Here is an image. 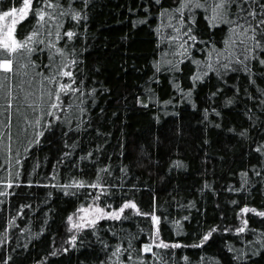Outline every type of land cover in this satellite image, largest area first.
<instances>
[{"label":"trees","instance_id":"trees-1","mask_svg":"<svg viewBox=\"0 0 264 264\" xmlns=\"http://www.w3.org/2000/svg\"><path fill=\"white\" fill-rule=\"evenodd\" d=\"M22 3L0 0V10ZM161 3L175 6V0ZM74 6L81 9L82 0ZM44 11L40 24L31 14L17 23V39L33 31L44 39L47 28L51 43L64 47L55 33L75 31L67 47L87 95L61 96L74 107H65L60 127L49 131L43 122L51 118L40 115L53 87L45 77L66 58L56 54V68H46L48 49L12 54L0 46V59L14 60L13 72L0 70V252L13 258L9 264H264V217L258 214L264 211V150L257 151L264 146V65L209 71L204 62L216 64L212 43L223 50L229 29L206 28L203 13L194 27L204 40L211 36L209 44L197 42L181 56L180 41H164L169 22L152 0H88L79 23L65 17L57 24L49 15L59 10ZM41 130L45 135L34 143ZM98 175L111 185V195L99 200L90 194L101 189L88 186ZM125 200L160 215L159 224L126 209L120 221L102 219L95 228L71 232L67 217L81 207L111 211ZM245 206L249 211L242 213ZM240 227L245 231L237 232ZM152 240L145 253L143 244ZM118 244L123 247L114 255Z\"/></svg>","mask_w":264,"mask_h":264},{"label":"snow or ice","instance_id":"snow-or-ice-1","mask_svg":"<svg viewBox=\"0 0 264 264\" xmlns=\"http://www.w3.org/2000/svg\"><path fill=\"white\" fill-rule=\"evenodd\" d=\"M152 2L157 5L161 11L160 16L168 20L167 27L171 30L167 36L164 37V41L171 46L176 41H180L179 48L182 50L180 55L183 56L189 52V49L194 47L196 43L203 44L207 46L211 40H204L199 36L197 28L194 27L197 24V21L194 17L198 13L205 14L206 28H220L222 26H227L229 29V35L224 40L225 48L223 50L216 47L215 42L212 43L211 54H214L216 57L215 68L212 63L205 61V66L209 71H216L219 75L222 71L226 70H237V66H241L245 71H248V65L251 62L258 63L259 65H264V0H175V6H170L164 8L161 0H152ZM67 4V7L65 5ZM75 0H72L71 3L68 0H23L21 7L11 6L5 10H0V20H3L6 17H12L11 26L8 27L6 35L0 37V46L3 47L5 53H18L20 50H24L29 55L32 53H42L45 49H48L49 55V64L46 65V68H56L55 56L59 54L60 57L66 58L67 62L63 64L62 67L56 69L55 74L45 77L49 80L53 87L50 91V103L46 112H41V117L47 116L51 119L44 120V125L47 126L49 131L54 130L56 127H60V121L62 119L64 108H73L72 103L64 104L61 101V96H64L66 99L73 95H78V97H83L87 95L79 84H82V81L77 80L76 72L73 69H76L78 66V60L74 56V50L67 47V42L72 41L76 37V32L71 28L66 31H57L55 33L56 42L62 40L65 41L64 47H58L56 43H51L50 37L53 35L51 31L47 28L45 29V38L41 39L37 31H33L30 34L26 35L23 40L17 39L15 35L16 25H17V13H19V19L24 20L29 14L32 18L37 21V24L45 21V11L44 9H56L59 10L60 15L57 16L55 13L49 15V19L59 24L60 20L63 18H68L70 21H75L79 23L84 19L83 9L88 7V0H82V8L77 9L75 6ZM36 38L35 40L33 38ZM235 37V39H234ZM29 45H32L29 47ZM39 45H44L43 48L38 47ZM50 45V47H49ZM54 49V53L52 52ZM229 49L231 52L229 53ZM203 50V49H202ZM222 51L224 53H229L228 56L222 57ZM194 63L199 65L201 61L194 60ZM172 62L169 61V64ZM14 60L11 57L0 59V70L4 73L13 72ZM157 67V71H159ZM207 72H203L200 75L195 77V80L202 79L203 76H206ZM254 76V73H253ZM67 78V82L63 80ZM254 82V81H253ZM2 86V85H0ZM177 87H179L177 85ZM92 92H95V89H92ZM54 93V98L52 94ZM188 96H191V91L187 93ZM215 95V93H213ZM6 103L10 107L12 104L11 99H7ZM79 103L82 104L83 100L79 99ZM228 104L232 103V100L227 101ZM145 107L147 105H144ZM195 107V104H193ZM81 112L84 111L83 108L79 109ZM35 111V109H33ZM212 111H216L212 109ZM208 109H205V119H207ZM57 113H60L59 115ZM218 116L219 112L216 113ZM53 119L57 122L53 124ZM71 123V121H67ZM35 124H41V119H36ZM220 127V125H216ZM232 131V129H229ZM45 132L43 130L37 133V138L34 140V143H39V137H43ZM244 135V133H241ZM264 150V146H258L257 151L260 152ZM65 156L68 153L64 154ZM89 156L92 154L89 153ZM177 166H181L180 162H176ZM103 171L108 172V169L105 168ZM261 175V173H257ZM97 183H90L88 186L93 189H101L99 194H90L95 195V199L99 200L101 195H111V185L107 181H103L102 178L97 176ZM29 183H31L29 181ZM74 186L84 187L83 181H74ZM105 189H108L105 191ZM235 203V202H234ZM108 207H111L110 205ZM126 209L135 210L136 214L150 217V220L153 224L158 225L161 216L156 215L154 212H142L138 205L132 200H125L118 208L111 211H106L105 207L96 206L95 214L91 219H85V217L80 218L79 223H73L72 227L77 230L81 229H90L95 228L98 222L101 219H111L120 221L125 215ZM78 211H82L87 215V209L81 207ZM249 211L248 207L245 206L241 208L242 213H247ZM252 211H256L253 209ZM261 217H264V211L258 213ZM126 218V217H125ZM68 221H72L73 217L68 216ZM187 219V218H185ZM176 223H179L177 221ZM245 225L247 221L244 222ZM228 229H225L227 231ZM158 231V229H157ZM215 229L210 230L202 237V242L207 241L212 235V232ZM237 232H244L245 228L240 227L236 229ZM86 234H91L86 233ZM115 236L116 234L113 233ZM70 240L75 242L78 240L76 235L70 236ZM155 241L152 240V243L143 244V251L149 253L152 251V244ZM249 243H252L249 241ZM161 245L165 248L168 247L167 244H164L161 241ZM179 245H172V247H177ZM107 248L108 245H105ZM122 244H118L115 248L114 255L120 253ZM131 248L129 243L128 247L124 249L125 252H128ZM68 249L65 248L64 251ZM53 256L56 255L55 252L52 253ZM13 258L8 256L5 258L4 254L0 252V264H9ZM128 259L131 260L132 256L129 255Z\"/></svg>","mask_w":264,"mask_h":264},{"label":"rangeland","instance_id":"rangeland-1","mask_svg":"<svg viewBox=\"0 0 264 264\" xmlns=\"http://www.w3.org/2000/svg\"><path fill=\"white\" fill-rule=\"evenodd\" d=\"M16 19H17V23H18L20 21L19 13H17ZM11 21H12V17H6L3 20H0V37H3L4 35H6L8 27L11 26ZM95 207L96 206H90V207L85 208V209H87V213H88L87 215H85L84 212L79 211L78 213H76L73 216V220L70 221L71 232L80 231V230L74 229L72 227L73 223H79L81 217H85V219H91L93 217V215L95 214ZM81 230H83V229H81Z\"/></svg>","mask_w":264,"mask_h":264}]
</instances>
